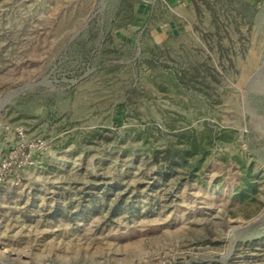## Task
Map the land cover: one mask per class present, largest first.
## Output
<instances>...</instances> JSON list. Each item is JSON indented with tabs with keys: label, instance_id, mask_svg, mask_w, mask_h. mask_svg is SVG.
Instances as JSON below:
<instances>
[{
	"label": "rangeland",
	"instance_id": "374dc122",
	"mask_svg": "<svg viewBox=\"0 0 264 264\" xmlns=\"http://www.w3.org/2000/svg\"><path fill=\"white\" fill-rule=\"evenodd\" d=\"M150 1L0 0V116L51 143L0 183V264H264V0ZM204 61L212 88L177 78ZM181 130L213 143L159 180ZM102 185L138 210L78 215Z\"/></svg>",
	"mask_w": 264,
	"mask_h": 264
},
{
	"label": "trees",
	"instance_id": "16d2710c",
	"mask_svg": "<svg viewBox=\"0 0 264 264\" xmlns=\"http://www.w3.org/2000/svg\"><path fill=\"white\" fill-rule=\"evenodd\" d=\"M125 3L127 4V10L124 16L130 19L133 15L132 4L130 2ZM87 42V40H83L74 45L75 41L71 40L68 43V47L74 49L76 52L84 54L88 50ZM217 45L221 52L223 48L219 43ZM150 63L152 64L153 62ZM218 77L219 73L207 61L189 67L186 70H182L177 76L180 81L186 79L191 87H194V83L199 82L206 88H212L210 86L211 82H219ZM198 78H200V80H198ZM123 111V104L115 108L116 116L113 118L114 124L120 125ZM94 133L92 136H97V133ZM213 140L214 135L211 134L210 131H208L205 136L197 135L186 130L176 132L172 140H168L163 148L152 153V159L156 166H158V179L165 180L167 177L174 174L181 175L178 177L180 181L187 180L189 177L191 178L195 175V171L199 169L200 161L207 150V145L212 144ZM245 183L250 189L252 188V184L248 178L245 179ZM101 189L103 193L102 198L95 200L93 197L90 206L84 205L87 207H84L85 209L83 208V204H80L78 211L80 214L78 215L86 217L93 212H99L100 214L104 209L108 213V216L117 212L131 213L138 210L137 202H139V200H137V198L140 196L130 197V192L115 193V188L110 185H102ZM83 196L84 195L81 196L80 202L84 201ZM151 209V205L147 207V211Z\"/></svg>",
	"mask_w": 264,
	"mask_h": 264
},
{
	"label": "built area",
	"instance_id": "2783aa9c",
	"mask_svg": "<svg viewBox=\"0 0 264 264\" xmlns=\"http://www.w3.org/2000/svg\"><path fill=\"white\" fill-rule=\"evenodd\" d=\"M50 149L51 143L45 137L0 116V183L19 185L23 172L36 167Z\"/></svg>",
	"mask_w": 264,
	"mask_h": 264
},
{
	"label": "crops",
	"instance_id": "0c3cea01",
	"mask_svg": "<svg viewBox=\"0 0 264 264\" xmlns=\"http://www.w3.org/2000/svg\"><path fill=\"white\" fill-rule=\"evenodd\" d=\"M155 0H151L150 3H146L144 4L143 2H140L139 4H137V6H133V10H140L143 7H145L146 5H150L151 7L154 6V2ZM133 5V4H132ZM133 12V11H132ZM133 16V15H132Z\"/></svg>",
	"mask_w": 264,
	"mask_h": 264
},
{
	"label": "water",
	"instance_id": "95a60500",
	"mask_svg": "<svg viewBox=\"0 0 264 264\" xmlns=\"http://www.w3.org/2000/svg\"><path fill=\"white\" fill-rule=\"evenodd\" d=\"M77 32H78V31H77ZM77 32H76V33H77ZM76 33H75V34H76ZM12 93H14V92H12ZM12 93H11V94H12ZM263 211H264V210H263ZM259 221H260V222H263V226L261 227V230L264 231V213L261 215V218H257L255 222H259ZM255 222H254V223H255ZM254 223H252V224H254ZM252 224H249L248 226H251Z\"/></svg>",
	"mask_w": 264,
	"mask_h": 264
}]
</instances>
